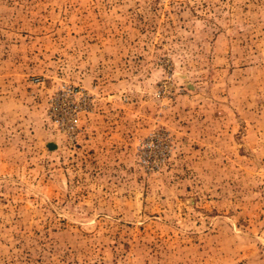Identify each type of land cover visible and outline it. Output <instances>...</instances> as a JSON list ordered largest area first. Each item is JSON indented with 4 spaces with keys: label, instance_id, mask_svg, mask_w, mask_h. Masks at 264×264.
Returning <instances> with one entry per match:
<instances>
[{
    "label": "rangeland",
    "instance_id": "1",
    "mask_svg": "<svg viewBox=\"0 0 264 264\" xmlns=\"http://www.w3.org/2000/svg\"><path fill=\"white\" fill-rule=\"evenodd\" d=\"M0 264H264V0H0Z\"/></svg>",
    "mask_w": 264,
    "mask_h": 264
},
{
    "label": "built area",
    "instance_id": "2",
    "mask_svg": "<svg viewBox=\"0 0 264 264\" xmlns=\"http://www.w3.org/2000/svg\"><path fill=\"white\" fill-rule=\"evenodd\" d=\"M83 96L84 94L80 91H71L69 89H61L59 90V92H56L54 94V99L59 100V101H67L71 98H74L76 103L73 104V102H70V104L65 108L66 110L70 111L67 118H66V122L65 125L62 127V130H64L65 132H72L73 130H75V126H76V108H77V104L80 100H83ZM62 102V106H64L65 104Z\"/></svg>",
    "mask_w": 264,
    "mask_h": 264
}]
</instances>
